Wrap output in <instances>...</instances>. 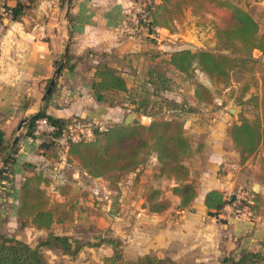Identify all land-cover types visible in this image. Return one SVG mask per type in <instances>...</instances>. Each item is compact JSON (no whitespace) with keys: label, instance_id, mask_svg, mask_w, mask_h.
Returning a JSON list of instances; mask_svg holds the SVG:
<instances>
[{"label":"trees","instance_id":"1","mask_svg":"<svg viewBox=\"0 0 264 264\" xmlns=\"http://www.w3.org/2000/svg\"><path fill=\"white\" fill-rule=\"evenodd\" d=\"M37 1L17 0L15 5H7V12L13 19H20L31 14ZM191 1L194 0H152L147 5L149 29L160 26L170 31L176 30L184 18V4ZM216 6L220 9L218 17L214 20L216 34L221 48L231 52H215L206 48H175L172 51H164L169 52V56L163 59L176 70L186 74L185 78L191 86V95L199 103L205 104L212 103L221 95V84L230 81L234 68H246L249 61L256 59L254 50L264 53V32H260L259 21L247 8L233 0H217ZM69 20H72L71 11ZM162 52L158 49L155 55L158 56ZM196 68L207 75L210 83L202 81L196 75ZM161 72L164 71H159ZM161 76L164 79L163 89H170L166 85L167 75L161 73ZM150 82L154 80L150 79ZM91 85L95 98L111 106L126 107L127 101L123 100L122 96L133 91L129 78L117 65L108 61L96 65ZM247 88L248 85H245L244 90ZM254 98L261 108V115L255 119L243 116L232 121L226 129L243 159L258 151L264 143V78L261 94L255 95ZM47 101L42 109L28 118L25 131L19 135L15 143L8 142L5 132L0 128L1 187L5 185L4 180L14 185V164L20 148L19 142L24 136L39 138L41 154L51 166L57 168V176L53 179L45 174L44 168L39 164L30 160L23 162L17 220L21 227L46 229L47 235L40 242L32 244L17 235L1 234L0 264H56L47 257L42 249L43 245L60 244L63 252L76 255L86 246L95 247L102 243L111 244L113 252L102 256L103 263L93 260L87 264H187L169 254L159 255L152 252L128 258L124 240L113 234L100 233L95 241H79L72 240L66 233H56L53 225L70 218L76 205L69 199L65 201L53 199L47 189L53 182L57 191L70 195L72 183L67 179L73 178V169L78 170L84 177L101 178L111 190L109 211L115 215L121 210L123 194L121 181L124 174L133 173L135 182H138L143 170L151 165L155 157L159 167L154 171V177L169 178L174 183L164 189L151 186L144 192L143 206L153 212L165 211L172 205V200L167 194V190H171L178 196L177 208L191 207L199 194L200 171L191 169L186 160L192 150V142L185 128L187 118L183 111L176 109L169 114H160L153 111L152 107L148 108L147 104H138L134 106V110L139 117L143 114L150 115L152 117L150 123H144L139 119L132 123L113 122L106 130L96 129L90 138L70 139L66 142L61 139L63 128L78 116L69 118L48 113ZM41 117H47L54 128L36 132L37 120ZM63 160L66 163L60 167L59 163ZM69 169H72L71 173H68ZM251 192L253 201L249 205L253 216L264 213L263 195L253 187ZM204 202L208 215H218L229 200L224 190L213 187L206 192ZM237 253L238 255L233 252L226 254L218 264H264V240L260 241L259 248H244Z\"/></svg>","mask_w":264,"mask_h":264},{"label":"crops","instance_id":"2","mask_svg":"<svg viewBox=\"0 0 264 264\" xmlns=\"http://www.w3.org/2000/svg\"><path fill=\"white\" fill-rule=\"evenodd\" d=\"M16 2L8 0L7 5H15ZM61 2L38 0L31 14L20 19H13L8 12L5 14L4 27L0 29V128L5 132L7 139L10 137L16 139L21 120L44 107L46 100H43V96L56 62L65 51L70 28L71 52L79 57L80 54H84L86 64L78 60L77 56H73V69L66 67L57 80L56 87L46 104L47 112L55 116L69 118L78 116L113 123L125 119L129 114H125L126 108L121 105L111 106L95 98L91 82L94 65L99 59L95 58L91 63L93 70H88L87 53L90 51H97L96 55L106 52L116 57L133 59L149 56L152 61L159 58L163 60L169 56V52H164L170 48L167 42L163 41L165 35L162 33L163 29L167 30L169 35H174L168 28L158 26V29L155 27L153 31H149L143 26L134 34L123 31L126 23L133 22L131 14L137 6L136 0H72L70 10L72 20H68V23L62 21ZM261 2L264 4V0ZM158 49L163 52L157 56L155 53ZM76 60L78 62L74 63ZM117 66L121 68L119 62ZM127 68V66L121 68L126 76L129 74ZM176 100L180 101V97H176ZM191 100L198 103L192 95ZM136 119L150 123L152 117L148 114L139 117L137 114ZM24 131L25 125L22 126L19 135ZM186 131L188 133V130ZM39 141V138L24 136L19 142L20 148L14 164L15 188L9 197V200H13L10 218L16 225L23 162L33 161L44 168L46 175L53 179L57 176V168L51 166L41 154ZM218 142L216 138L209 141L210 154L203 162L199 160L195 167L200 171L199 194L191 207L153 212L143 206L144 197L140 198L141 201L131 199L129 202L126 190L122 186L124 193L118 214L110 213V203L102 216H98V213L92 215L96 217L94 221L102 228L99 232L105 233L104 230L108 229L111 231L110 234L120 236L125 242L126 255L130 252L136 254L131 258L152 252L159 255L169 254L182 262L187 258H194L197 264H216L221 261V256L230 252L236 253L244 248H259L260 241L264 240V213L249 216L246 212H238V209L228 202L218 215H208L204 202L206 192L213 187L225 191L234 182L230 180L232 171L228 169L232 162L228 158V152ZM65 163L63 160L59 166L63 167ZM144 170L146 172L148 168ZM85 179L101 178L84 177L78 170L73 169V178L67 179L72 183L70 195L57 191L53 182L47 189L50 193L51 190L54 191L55 200L65 201L71 195L76 197L75 195L79 194L75 189L77 184H83ZM4 181V188L9 189L10 182ZM251 184L254 188L258 186L256 190L264 189L263 182L256 176ZM79 188L81 189V186ZM86 194L87 191L81 189V195ZM243 210L248 209L243 207ZM36 230L47 232L46 229ZM86 248L103 250V255L113 252L112 245L108 243Z\"/></svg>","mask_w":264,"mask_h":264},{"label":"rangeland","instance_id":"3","mask_svg":"<svg viewBox=\"0 0 264 264\" xmlns=\"http://www.w3.org/2000/svg\"><path fill=\"white\" fill-rule=\"evenodd\" d=\"M61 1L63 9L64 0ZM233 1L243 5L253 13L260 23V32H264V4L261 0ZM216 4L217 0H194L185 3L183 20L179 22L176 30L170 31L174 35H169L167 30L162 29V31H164L162 33L165 35L163 41L167 42L168 47L170 48L168 51H172L175 48L189 47L191 49L206 48L215 52H231L230 50L221 48L216 34L214 20L218 17L217 13L220 11V9H217ZM247 6H249V8ZM143 26L149 31H153L155 28L149 29L148 22L144 23ZM69 35L72 38L71 28L69 29ZM64 52L58 60L62 61L65 59V65H68L66 67L73 69V56L76 57L77 55L71 52V48H69L66 56L64 55ZM254 52H256L257 55H255L256 59L254 61H249L248 67L246 68H234L231 71L230 81L227 84H221V95L212 103L208 104L192 102L190 94L191 86L189 81L185 78L186 74L176 70L161 58L155 59L154 61H152L149 56L133 59L120 56L116 57L111 54L109 55L106 52H101V56L96 55L97 51L92 50L90 53H87V66L88 70H93L91 63L96 58L99 59L98 63L108 61L111 64L117 65L119 62L121 68L128 67L127 72L129 74L127 77L129 78V83L133 91L129 92L128 95L122 96V99H126L128 102L125 107V114L135 111L134 106L138 104H147L148 108L152 107L151 109L153 111L160 114H169L176 109L182 110L187 118L185 128L188 130V135L192 142V150L187 155L186 159L191 169H195L196 165L199 164V160L203 162L206 156L210 154L208 153V149H210V145L208 144L209 141H212V139L215 140V138L217 139V142L219 140L218 143H220L221 147L228 152L226 153L232 162V165L227 168L232 171V174H230V180L234 182L225 190V195L229 202L234 205L235 209H237L245 204L249 205L251 203L247 202L245 199L238 200L236 198V194L234 193L240 186L243 185L244 187L251 189L253 187L251 181L255 176L259 178V181L263 182L264 186V143L260 146L258 151L249 154L243 159L226 131L228 125L232 121L239 120L243 116L255 119L261 115V108L257 104V100L254 96L260 95L262 91L264 78V53L261 54L258 50H254ZM80 55V57L77 56L78 60H82L83 63L86 64L85 55ZM78 60L74 63H77ZM65 65L57 77V80L66 68ZM96 65H94L93 71H95ZM159 71H164L161 73L167 75L168 80H166V85H168L170 89H163L164 79H162L163 76H161ZM195 73L202 81L210 83L207 75L201 69L196 68ZM150 79H153L154 82H150ZM245 85H248V88L244 90ZM177 95L180 97V101L176 100V97H178ZM132 101H135V103ZM147 119L148 118H145V120ZM123 121H125V119H121L119 122ZM26 122L24 125H26ZM187 124L188 126H186ZM12 138L13 137H10L8 142L11 141L13 143L14 140ZM253 155L255 156L253 157ZM158 167L159 162L154 157L151 165L147 166L148 171L145 172V170H143L138 182H135L134 176L131 175L133 173L124 174L121 186L126 190V198L129 199V202L131 199L143 198L144 192H146L151 186L164 189L167 185L174 183V181L169 178H155L154 171ZM69 171L70 172L68 173H71L72 169H69ZM82 183L83 184H77L75 189L79 194L75 195L76 197L71 195L69 198L70 202H75L76 205L73 209L72 216L67 218L63 223H55L52 228L56 233H66L70 235L72 240L95 241L100 235L99 230L102 228H100L101 226H98L97 222H95L96 217L92 215L98 213V216H102L101 214L105 212L107 206L111 203V190L108 188V184L101 179H85ZM14 185L9 183V189H5L0 185V235H17L27 239L32 244H36L44 239L47 232H40L32 227H21L19 226V223L16 225V223L13 224L11 222L12 219L10 218V212L13 207V200H9V197L13 193V189L15 188ZM86 185L88 186L86 187ZM79 186H81V189L84 191H87L86 195H81V189ZM255 188L257 189L258 186ZM51 191L52 194L49 193L52 198L55 199L53 194L54 191ZM257 191H260L264 199V189L263 191ZM122 193H124L123 190ZM167 194L172 200V205L168 210H174V208H177L176 204L178 202V196L173 194L171 190H167ZM262 208L264 210V205ZM104 232L110 234L111 231L105 229ZM42 249L47 257L56 264H87L93 260L103 263L101 258L104 252L97 248H84L76 255L63 252L60 244L52 246L43 245ZM235 254L238 255L237 252ZM135 255V253L130 252V254H127V257L131 258V256ZM222 257L223 256H221V259ZM185 262L187 264L198 263L194 258H187ZM216 264H218V262Z\"/></svg>","mask_w":264,"mask_h":264},{"label":"built area","instance_id":"4","mask_svg":"<svg viewBox=\"0 0 264 264\" xmlns=\"http://www.w3.org/2000/svg\"><path fill=\"white\" fill-rule=\"evenodd\" d=\"M17 1V0H16ZM26 1V0H23ZM152 0H136L137 6L131 14L132 23H126L123 31L129 34H134L139 28L143 27L144 23L149 22L150 17L148 16L147 5L151 3ZM8 0H0V29L4 27V18L7 12ZM159 27L157 26L156 29ZM128 104V102H126ZM111 123L100 120V119H89V118H78L75 117L66 127L63 128V134L61 136L62 141L68 140H78L87 139L93 136L96 129L106 130L109 128ZM54 128L48 122L47 117H41L37 120L36 132L40 133L43 131H49ZM236 198L238 200L245 199L247 202H252V192L251 189L244 187L243 185L235 191ZM246 207L248 210H243ZM238 212H246L249 216H253L252 209L250 205L245 204L240 208H237Z\"/></svg>","mask_w":264,"mask_h":264},{"label":"water","instance_id":"5","mask_svg":"<svg viewBox=\"0 0 264 264\" xmlns=\"http://www.w3.org/2000/svg\"><path fill=\"white\" fill-rule=\"evenodd\" d=\"M70 6H71V0H64V3H63V16H62V21L64 23H68V20H69V12H70ZM70 41H71V36L69 35L68 36V39H67V43H66V47H65V52H64V55L66 56L68 51H69V48H70ZM65 65V59H63L62 61H59L57 60L56 62V67L52 73V76L50 78V81L47 85V89L45 91V94L43 96V100H47L52 92H53V89L56 85V81H57V77L59 76L62 68L64 67ZM136 116H137V113L135 111H132L130 112L127 117L125 118V122L126 123H132L136 120ZM28 118H24L21 120V122L19 123V127H18V135L16 136V139H14V142H16V140L18 139L19 137V132L21 131L22 129V126L24 125V123L26 122Z\"/></svg>","mask_w":264,"mask_h":264}]
</instances>
